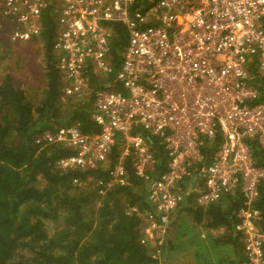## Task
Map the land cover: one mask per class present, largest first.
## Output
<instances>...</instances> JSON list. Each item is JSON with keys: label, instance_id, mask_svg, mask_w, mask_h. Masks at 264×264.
I'll list each match as a JSON object with an SVG mask.
<instances>
[{"label": "built area", "instance_id": "1", "mask_svg": "<svg viewBox=\"0 0 264 264\" xmlns=\"http://www.w3.org/2000/svg\"><path fill=\"white\" fill-rule=\"evenodd\" d=\"M136 4L0 0V30L11 44L38 37L41 12L53 7L52 51L63 96L79 111L90 102L98 128L85 134L78 124L61 126L36 136L34 144L70 150L55 162L61 170H103L110 163L95 180L99 196L128 185L130 167L151 208L139 221V243L151 246L158 264H164L174 212L224 198L238 202L239 264H264L256 207L264 185V161L256 154L264 158V0ZM116 24L125 42L114 65Z\"/></svg>", "mask_w": 264, "mask_h": 264}, {"label": "trees", "instance_id": "2", "mask_svg": "<svg viewBox=\"0 0 264 264\" xmlns=\"http://www.w3.org/2000/svg\"><path fill=\"white\" fill-rule=\"evenodd\" d=\"M147 2L137 0L135 8ZM53 14L52 6L42 10L41 31L35 38L45 57L46 81L39 97L30 102L22 90L11 85L9 76L0 85V264H158L150 256L151 246L139 243V221L151 208L142 182L130 167L128 185L115 186L99 196L97 191H81L73 181L104 178L110 163L103 170H61L55 162L70 155V150L34 144L36 136L61 126L78 124L85 134L98 131L90 110L75 112L70 99L63 96L52 51L56 33ZM1 31L0 41L6 44ZM111 33L110 54L116 65L124 32L116 24ZM95 86L92 81V90ZM256 154L263 162L261 154ZM156 159L164 163V158ZM131 207L137 212L127 213ZM237 207L238 202L224 198L205 209L188 210L187 215L203 226L206 235L199 241L192 237L188 245L187 241L177 248L194 245L196 254L207 256V249L215 251L222 244L223 252H216L214 264H239L241 241L233 228ZM256 207L264 230V185L259 186ZM217 229L223 231L220 237L209 233ZM172 249L171 245L167 255ZM231 254L233 258H229Z\"/></svg>", "mask_w": 264, "mask_h": 264}, {"label": "rangeland", "instance_id": "3", "mask_svg": "<svg viewBox=\"0 0 264 264\" xmlns=\"http://www.w3.org/2000/svg\"><path fill=\"white\" fill-rule=\"evenodd\" d=\"M52 4H55V1H52ZM56 13L53 14V20L55 21ZM0 23V28H2ZM6 28V27H5ZM7 30V29H6ZM2 32V31H1ZM6 33V32H4ZM2 33V34H4ZM5 36V35H4ZM5 43L0 41V85L3 84V81L7 76H9L10 83L12 86L23 91L25 96L30 102H33L39 97L41 90L45 85V57L42 50V46L35 39L33 42L20 43V44H11L5 38ZM5 51V53L2 52ZM91 107V103H86L83 109L87 110ZM75 112L79 111L74 109ZM116 147L113 153H116L119 149ZM124 147V146H122ZM81 191L85 192H95V179L88 177L87 180L77 184ZM97 194V192H96ZM97 205V203L95 204ZM194 207H189L187 209L191 210ZM196 208V207H195ZM185 209V210H187ZM180 213H183L182 216H179ZM171 226L166 234V242L168 244V250L172 245V250L169 255H165L164 264H214L215 263V254L216 252H223V246L219 247L222 244H218L217 249L212 251L211 248L207 249L208 255L204 253H198L195 251V247L189 245V240L195 232V227H198L199 232H204L203 226L197 224V220L192 216H189L184 211H179L173 215ZM186 216L188 218H186ZM196 218V217H195ZM192 221L193 224L192 225ZM196 223V224H195ZM178 226V227H176ZM48 228L51 229L52 225H48ZM223 231L212 232V236L220 237ZM181 235V237H180ZM201 236L205 235L200 233ZM220 240H222L220 238ZM188 241V243H187ZM187 243V247H183L184 250L177 248L179 245L183 246ZM180 246V247H181ZM179 250H176V249ZM209 248V247H208ZM220 248V249H219ZM203 251V250H202ZM228 252V251H227ZM199 256L195 259L196 256ZM202 256L204 259H201ZM232 257V254L229 255V258ZM233 258V257H232Z\"/></svg>", "mask_w": 264, "mask_h": 264}, {"label": "crops", "instance_id": "4", "mask_svg": "<svg viewBox=\"0 0 264 264\" xmlns=\"http://www.w3.org/2000/svg\"><path fill=\"white\" fill-rule=\"evenodd\" d=\"M261 83H262V82H261ZM178 210H179V209H178ZM178 210H176V211L174 212L173 215H175V213H177V212H179V211H183V212L185 211L186 214H187L189 209L184 210V208H183V209H180L179 211H178ZM182 214H183V213H180L179 216H182ZM173 217H175V216H172V219H173ZM171 221H172V220H171ZM195 224H196V223H195ZM193 225H194V224H193ZM169 226H171V223H170ZM176 227H178V226H176ZM197 229H198V227H195V230H197ZM215 231H222V230H221V229H217V230H215ZM212 232H214V230L209 231L210 234H212ZM198 233H199V230L196 231L195 235H192V236L189 237V238L194 237V239H195L196 241H199L201 238H202L201 240H204V239H203V236H201V235H199V237H197V239H196V235H197ZM201 233H202V235H203L204 232H201ZM204 234H205V233H204ZM205 235H206V234H205ZM189 241H190V240H189ZM192 246H194V245H192Z\"/></svg>", "mask_w": 264, "mask_h": 264}]
</instances>
